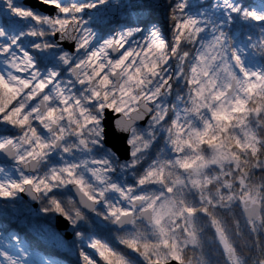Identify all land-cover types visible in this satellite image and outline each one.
<instances>
[{"label": "clouds", "instance_id": "9594fccd", "mask_svg": "<svg viewBox=\"0 0 264 264\" xmlns=\"http://www.w3.org/2000/svg\"><path fill=\"white\" fill-rule=\"evenodd\" d=\"M18 3L0 0V264H148L145 244L172 264L163 240L182 264H264V87L243 74L264 73V0H30L39 21Z\"/></svg>", "mask_w": 264, "mask_h": 264}, {"label": "snow or ice", "instance_id": "6c2138e0", "mask_svg": "<svg viewBox=\"0 0 264 264\" xmlns=\"http://www.w3.org/2000/svg\"><path fill=\"white\" fill-rule=\"evenodd\" d=\"M53 2H54V0H53ZM25 4L26 3H24V2L23 3H18V6L15 7V9H14L15 13L17 15H19V16L32 17V18H34V19L39 21L40 18L38 16H34V14L31 11V9L26 7V6H24ZM251 15L255 16L256 14L252 13ZM256 19L259 21L262 18L259 17V16H256ZM192 24H195L194 20L186 21L184 23L183 27L184 28H189L190 25H192ZM194 31L195 32H199V29H194ZM177 39L179 40V37ZM12 47H14V45H12L10 43L5 44L4 52L6 53L7 51H10ZM214 51H215V45H213V44L207 45V53H206V55L208 56L209 59H214L215 58L212 55V53ZM25 55H28V53H25ZM129 55H131V53H126L124 57H122L119 61H117L116 62V67H120L121 65H123ZM203 58L204 57L202 56L201 59H203ZM236 59L238 60L239 58L236 57ZM137 71H139V70H137ZM243 74L247 78V83H246V89L245 90L247 92H249L251 95L257 94L256 90L259 89V88L264 87V73H261V72H248V71L244 70ZM129 79H134V77L130 76ZM103 82L104 83L107 82V78L106 77L104 78ZM8 87H9V85L7 84V82L2 77H0V88H8ZM39 87L44 88L45 87L44 83L41 82ZM237 103L240 105V107L233 108L231 112H229V111H214L213 112L214 118L217 121L230 122V121H232L233 119L236 118V117H234L232 115V112L243 113V112L248 111V109L246 108V101L239 100ZM101 107H103V106H101ZM108 107L109 108H114V110L117 111V112L124 111V108L123 107H117L115 105V102L108 104ZM0 110H2V109H0ZM17 111H19V109H17ZM257 111H259V108H257ZM8 118H11V117H8ZM229 127H230V123H224L223 125H221L220 131L221 132H226ZM133 131H135V130L133 129ZM181 131H183V130L181 129ZM195 134L199 138V142L201 144L213 145L214 143L217 142V136L209 137V134H208L207 130H205L203 132L196 131ZM218 135H219V133H218ZM128 142H129V144H132V143H134V140L130 139ZM183 143L189 144L193 148L196 147L195 144H192V140L191 139L183 141ZM236 143L239 144V140H237ZM241 147L242 148L243 147H247V148L251 149L253 152L256 151L255 147L252 144L241 145ZM136 151L137 150L134 149V151H133L134 155H135ZM221 156L223 158H229L230 157L237 164V171H241V172L244 171V169L241 167V160H240V157H239V155L237 153H235V152L221 153ZM198 159L203 161V165H207L209 163V161L205 160L203 157H198ZM212 162L213 163H219V160H214ZM182 166L188 167V166H190V164H189V162H184L182 164ZM150 178H154L155 180H158V181H163V170H160L158 173H157V170H155V169L149 170L147 172V175L145 177L141 178L140 183L144 184ZM240 183L242 185V191H244L243 185L245 184V180H244L243 176L240 178ZM226 184H227V182H226ZM228 186L230 187L231 185L229 184ZM14 187H18V185H14ZM172 191H173L172 188H168V192L169 193H171ZM245 194L247 195L246 192H245ZM3 195H9V193L4 192ZM138 199H146V197H138ZM162 200H163L162 196H156V197L152 198L151 203L148 204L149 208L156 209L155 215L153 217L154 222L156 224H160L161 223L160 211H159V209H157V205H160V207H163V205L161 204ZM56 208H57V211H62V209L60 208V206L58 204L56 205ZM120 211H121L122 215L130 214V211H128V210L121 209ZM188 211L191 212L192 209H188ZM161 231L164 232V231H166V229L161 227ZM162 243H163V245L165 247L170 248L168 256L171 258L172 264H182V257L180 255L179 251L177 250L175 243H172L170 245L168 240H163ZM93 247L95 248V247H97V245L94 244ZM132 247H133V249L139 251V249L136 247L135 244H133ZM149 247L150 246L148 244H145L143 246L144 250H143V253H142L144 255V257L146 258V260L148 261V264H160V257H156L155 261H153L152 255H150V253H149ZM108 253H112V255H115V253L112 252V249H110V248L109 249H102L99 252V254L105 259L106 264H112L111 258L108 255ZM117 264H120V262H117Z\"/></svg>", "mask_w": 264, "mask_h": 264}, {"label": "water", "instance_id": "95a60500", "mask_svg": "<svg viewBox=\"0 0 264 264\" xmlns=\"http://www.w3.org/2000/svg\"><path fill=\"white\" fill-rule=\"evenodd\" d=\"M25 3L28 4L30 3V0H25ZM115 143L117 144L119 150L122 152V154L124 156L127 155V146L123 144V141L122 140H117L115 141Z\"/></svg>", "mask_w": 264, "mask_h": 264}]
</instances>
